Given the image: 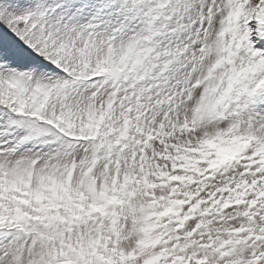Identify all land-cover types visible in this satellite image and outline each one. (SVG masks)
Returning a JSON list of instances; mask_svg holds the SVG:
<instances>
[{
  "label": "snow or ice",
  "instance_id": "snow-or-ice-1",
  "mask_svg": "<svg viewBox=\"0 0 264 264\" xmlns=\"http://www.w3.org/2000/svg\"><path fill=\"white\" fill-rule=\"evenodd\" d=\"M0 264H264V0H0Z\"/></svg>",
  "mask_w": 264,
  "mask_h": 264
}]
</instances>
